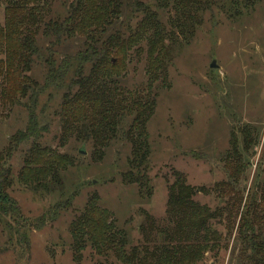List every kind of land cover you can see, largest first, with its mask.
<instances>
[{"label": "trees", "instance_id": "1", "mask_svg": "<svg viewBox=\"0 0 264 264\" xmlns=\"http://www.w3.org/2000/svg\"><path fill=\"white\" fill-rule=\"evenodd\" d=\"M49 1L0 0L5 14L0 24V125L5 112L22 106L27 98L36 104L45 91L61 92L57 112L61 145L73 139L83 147L90 144L93 159L99 162L114 142L126 140L131 157L122 181L139 187L142 197L152 196L147 126L157 108L154 89L167 87L176 54L191 42L216 0H64L66 16L47 20ZM242 1L246 2L244 10L252 7L251 0ZM128 10L142 16L134 29L124 19ZM159 11L169 13L165 23ZM41 30L50 46L44 82L39 85L30 74L41 58L37 40ZM71 39L83 40L84 48L57 59L55 48ZM144 42L149 64L147 95L125 88L121 81L130 53ZM45 130L31 109L27 129L11 136L6 150L0 152V252L18 248L21 255H27L30 234L42 231L57 214L33 221L25 218L10 195L12 188L19 185L41 198L53 195L65 189L63 174L76 164L74 157L41 143ZM256 140L250 127L232 135L230 153L223 159L227 180L215 188L225 207L212 210L200 205L195 198L202 192L208 194L206 188L188 184L186 175L174 170L166 218L158 222L145 215L139 246L117 228L98 197H91L70 225L74 263L82 264L90 251L94 264H200L207 254L218 255L222 249L224 237L214 224L225 220L231 235L236 229L237 242L246 247L243 255L248 264H264V177L259 171L249 191L243 185L251 166L246 155ZM25 143L32 144L15 174L10 161ZM71 205L65 203L67 208Z\"/></svg>", "mask_w": 264, "mask_h": 264}, {"label": "rangeland", "instance_id": "2", "mask_svg": "<svg viewBox=\"0 0 264 264\" xmlns=\"http://www.w3.org/2000/svg\"><path fill=\"white\" fill-rule=\"evenodd\" d=\"M151 0H143L149 3ZM252 7L244 10L242 0H216L212 12L203 15L202 26L191 42L176 54L170 67L167 87L160 88L157 108L149 121L147 132L151 144L150 178L153 195L142 197L139 187L127 186L122 176L127 172L131 145L119 138L105 153L103 161L95 162L92 145L76 140L62 146L59 116L63 93L48 90L40 94L37 103L30 98L22 106L8 109L0 125V152L6 150L9 138L27 129L31 109L43 131L41 143L61 154L74 157V168L66 171L65 186L47 197H38L15 185L10 195L22 209L25 218L38 220L52 217L53 222L42 231L30 234L31 246L23 256L19 249L0 252V264H75L70 250V225L86 208L91 197L97 196L100 206L112 213L117 228L124 230L135 246L143 241L140 226L145 215L156 221L166 217L167 198L174 170L186 175L188 184L206 188L195 200L212 210L225 207L215 188L227 180L223 159L230 152L231 139L240 129L250 127L256 145L246 155L251 166L243 184L246 191L253 186L257 173L264 177V0H251ZM64 0L49 1L47 20L66 16ZM161 19L169 16L162 11ZM4 8L0 7V24L4 23ZM128 10L124 17L133 29L141 20ZM41 58L31 77L39 85L46 74L47 48L50 40L38 34ZM146 44L130 53L122 84L131 91L149 92ZM146 46V47H145ZM84 48L83 40L71 39L56 47V58L71 56ZM215 62L217 68L211 69ZM154 91V93H156ZM32 143H25L10 161L13 173L22 168L24 155ZM169 183V184H168ZM71 202V207L65 203ZM61 204L57 211L56 207ZM224 237L222 249L207 254L200 264H248L246 250L237 242V231L224 220L214 224ZM233 226V223L231 224ZM3 244L5 240H2ZM87 252L82 264H94ZM249 255V254H248Z\"/></svg>", "mask_w": 264, "mask_h": 264}, {"label": "water", "instance_id": "3", "mask_svg": "<svg viewBox=\"0 0 264 264\" xmlns=\"http://www.w3.org/2000/svg\"><path fill=\"white\" fill-rule=\"evenodd\" d=\"M217 68V65L215 64V62L212 64L211 69Z\"/></svg>", "mask_w": 264, "mask_h": 264}]
</instances>
